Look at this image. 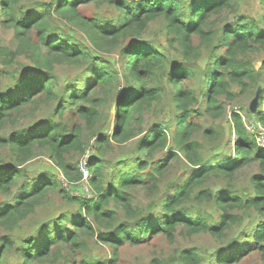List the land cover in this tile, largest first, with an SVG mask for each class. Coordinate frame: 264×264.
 Returning <instances> with one entry per match:
<instances>
[{
	"label": "trees",
	"instance_id": "16d2710c",
	"mask_svg": "<svg viewBox=\"0 0 264 264\" xmlns=\"http://www.w3.org/2000/svg\"><path fill=\"white\" fill-rule=\"evenodd\" d=\"M22 1L0 0V24L13 28L17 40L15 49L0 44V129L9 121L14 124V115L21 111L33 116L44 103L54 102V106L50 115L30 131L0 135V146H7L12 156L9 166H0V191L8 194L25 171L22 165L43 151L69 183H77L81 171L66 162L65 155L84 151V134L95 137V153H102L107 143H125L145 133L136 148L138 157H131L136 167L111 174L108 185L101 182L102 160L95 154L88 156L91 196L69 194L59 188L52 175H40L32 183L27 181L12 203L0 206V226L12 227L22 220L53 188H58L61 196L77 208L72 214L57 217L58 225L51 231L43 225L41 236L21 239L18 248L11 235H1L0 264L6 252L13 248L18 253L16 264L57 261L63 255L55 246L65 245L71 251L82 249L84 236L109 245L112 256L91 261L83 257L79 264H117L119 249L124 244H144L158 235L173 241L177 228L186 235L205 232L221 240L230 228L244 221L247 225L239 231V239H231L229 246L217 255L205 249L183 248L167 258L154 257L150 264H235L250 252L257 253L264 264V148L256 144L255 128L248 129L241 115L232 112L234 152L216 162L202 159L197 152L199 143L191 139L198 127L193 118L202 112L212 116L222 114L224 107L219 96L231 99L233 83L244 91L250 83L255 87L258 79L264 78V60L256 70L245 59L248 52L264 49V13H239L238 5L244 0H35L26 9ZM90 2L107 3L116 10L115 19L82 14L79 5ZM225 10L234 13L235 20L218 28L215 18ZM52 13L64 20L67 30L51 25L48 17ZM158 19L166 34L173 36L169 41L180 46L181 63H173L168 54L144 39L150 22ZM74 26L81 29L92 49L69 32ZM194 37L198 38L196 43ZM202 48L209 50L211 62L203 79L205 107L201 112L196 107L199 98L195 88L187 87L185 79L194 74L188 61ZM96 52H114L117 59L102 58L93 54ZM22 54L32 67H24L18 60ZM57 65L83 69L60 92L56 90L54 74ZM167 105L174 124L173 146L168 158L152 160L153 153L161 151L168 142L169 123L160 121L146 131L144 117L149 111ZM253 116L257 126H264V108ZM204 133L217 137L211 128ZM179 154L194 166L193 171L182 184L173 187L170 195L159 199L160 218L144 217L140 207L131 202L127 189L154 186L168 167L169 158ZM126 161L129 160L120 162ZM253 161L258 163L260 171L249 178L248 191L241 193L233 185L234 178ZM147 167L149 172L141 174ZM211 176L225 181L224 190L214 193L203 186ZM203 203H213L218 218L205 213L200 208ZM236 210L243 211V215ZM120 211L124 219L118 218Z\"/></svg>",
	"mask_w": 264,
	"mask_h": 264
},
{
	"label": "rangeland",
	"instance_id": "374dc122",
	"mask_svg": "<svg viewBox=\"0 0 264 264\" xmlns=\"http://www.w3.org/2000/svg\"><path fill=\"white\" fill-rule=\"evenodd\" d=\"M35 0H23L21 5L26 8H31ZM38 1V0H36ZM50 1V0H43ZM259 0H244L240 2L237 10L241 14H255L257 15L264 13V0L261 4L258 3ZM79 11L85 15H97L103 19H115L117 12L107 3L96 4L95 2H90L87 5L80 4ZM211 17L210 19H213ZM235 20V14L225 10L221 15L215 18L216 27L220 28L224 24H227ZM51 25L57 27L58 29L63 28L67 30V26L64 24V20L60 19L57 14L52 13L48 17ZM71 24H69L70 26ZM59 31V30H58ZM73 36L83 40L89 49H92L91 43L86 40L82 35L81 29L74 26L73 30H69ZM144 39L147 42H151L156 45L157 48L168 54L169 58L173 63H181L179 55L181 48L176 42L169 41L172 35H167L160 19L154 22H150L148 28L143 34ZM194 42L198 41L197 37L193 38ZM215 39L213 44H215ZM0 44L15 49L17 47V40L14 35L13 28H6L0 24ZM223 49L219 50L221 53ZM102 58H109V60H115L114 52H96L93 53ZM245 59L251 62L256 70H258L262 61L264 60V49H257L253 52H248ZM18 60L24 65V67H32L30 65L29 59H27L23 54L18 57ZM211 62L210 53L207 48L200 49L199 53H194L191 60L188 61V65L192 68L193 75H191L188 80L185 79V85L189 88H195V94L199 98V103L196 107L202 110L205 107V100L202 96V84L205 77V70L208 64ZM172 63V65H173ZM186 64L187 62L184 61ZM117 65L118 62H117ZM186 66V65H185ZM13 67V66H11ZM23 69V68H22ZM27 69V68H25ZM6 70V69H5ZM83 69L81 67H74L70 65H57L54 70L56 75V90L61 91L67 81H73V79L78 78ZM22 71V70H21ZM70 81V82H71ZM247 81V80H245ZM123 89H121L122 91ZM232 98L227 99L223 95L219 96V101L224 107V111L219 116H212L210 114H202L198 118H193V121L197 123L198 127L194 130L191 135V139L199 143V148L197 149L199 156L205 161L216 162L221 161L232 155L234 152L233 144L236 140V136L231 130V118L230 114L232 112H238L244 124L253 129L257 126L254 121L255 115L258 109L264 108V101L261 103V96L264 92V78L258 79L257 85L254 87L251 83L248 85L246 90H242L239 84L233 83L231 85ZM54 106V102H47L40 106L39 111L31 116L27 114V111H21L18 115H14L16 122L14 124L6 123L2 129H0V135L8 136L11 133H23L24 131H30L33 127L38 124L42 118L50 115L51 110ZM160 121H166L169 123L168 131V142L166 146L161 151H156L153 153L152 160H161L168 158V151L173 146V130L174 124L171 121V115L168 112V105L163 108H157L146 113L144 117L143 128L147 131L151 126L159 124ZM80 124V121L78 122ZM211 128L217 137H209L204 133V130ZM144 133L138 134L136 137L130 139L125 143H107L104 146L103 152L98 153L96 150L95 137L88 136L84 134L85 148L83 152H70L65 155L66 162L71 163L76 166H83V161L87 160V157L91 154L98 155L102 160V178L101 182L104 185H108L111 181V174H118L120 171L127 169L128 167H136V162L131 157H138L137 145L142 138H144ZM11 154L7 146H0V166H9L11 163ZM143 158V157H142ZM126 161L121 164L120 161ZM25 170L21 176H19L13 186L10 188L8 194H4L0 191V206L5 203H12L14 197L21 190L23 185L28 181L32 183L39 179L40 175H52L54 180L58 183L59 188L67 191L71 195H87L91 196L92 190L85 182H77L75 184L69 183L65 176H63L62 171L53 163V160L48 157V154L43 151L40 155H37L30 160L26 161L23 165ZM150 167L145 168L141 174L146 175L149 172ZM194 166L187 163L182 154H179L176 158H169V164L163 174L158 177L157 183L151 188L146 186H132L127 189L126 193L130 197L131 202L134 205H138L142 210L144 217H151L152 220L161 217L157 206L159 199L164 195H170L173 187L182 184L183 181L191 174ZM137 170V169H135ZM260 171V167L256 161L249 163L240 169L233 181L235 189L239 190L241 193H246L248 191V181L249 178ZM204 187H209L214 193L221 189L224 190L225 181L218 176H211L203 185ZM200 189V187L198 188ZM196 189V191L198 190ZM154 201V202H153ZM153 205V206H152ZM189 207H192V202H188ZM197 208L199 205L196 206ZM77 206L73 203H68L64 199L58 188L50 189L45 195L42 201L34 208V210L22 220L14 224L12 227H2L0 226V236L3 234L11 235L16 239L15 246L19 247L21 239L25 237H36L41 236L43 225H47L48 229L51 231L54 229V225L57 224V217L62 214H72L76 211ZM200 208L205 212L214 216V219L218 218V211L213 203H203ZM236 213L243 215V211L236 210ZM251 214L252 216H254ZM124 213L119 212V219H124ZM245 222V221H244ZM242 223L241 225L234 226L230 228L226 237L221 240H216L208 233H196L192 235H186L183 230L177 228L175 232V238L173 241L167 240L164 236H152V238L144 243L137 245L124 244L119 249L117 264H150L152 258L154 257H164L175 255L180 249L183 248H197L205 249L208 253L221 252L225 247L229 246L230 240H238L239 231L244 228L247 224ZM66 224V222H65ZM64 223L62 224V226ZM52 233V232H51ZM85 247L82 249H77L74 251L68 250L65 245H57L55 249H59L63 257L55 261L53 259H45L44 262L39 264H64L65 261L68 264H79L78 261L82 260L83 257L87 260H105L111 258V247L106 243L99 242L94 237L84 236ZM16 248L6 252L1 264H16L18 262V253ZM211 259H214L211 256ZM35 264V263H34ZM176 264V263H174ZM235 264H262L260 257L255 252H250L245 255V257Z\"/></svg>",
	"mask_w": 264,
	"mask_h": 264
},
{
	"label": "built area",
	"instance_id": "2783aa9c",
	"mask_svg": "<svg viewBox=\"0 0 264 264\" xmlns=\"http://www.w3.org/2000/svg\"><path fill=\"white\" fill-rule=\"evenodd\" d=\"M254 128H255L254 131H255L256 144L258 145V147L264 148V126L258 125V126L254 127ZM248 129H251V128L248 127ZM78 168H79V170L81 171V174H82L81 179L79 181L80 182H85V183L88 184L89 171L87 169V160H84L83 161V166L82 167L79 166ZM88 186H89V184H88Z\"/></svg>",
	"mask_w": 264,
	"mask_h": 264
}]
</instances>
